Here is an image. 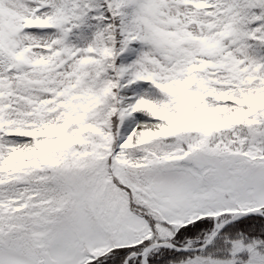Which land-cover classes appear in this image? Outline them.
<instances>
[{"label":"snow or ice","instance_id":"6c2138e0","mask_svg":"<svg viewBox=\"0 0 264 264\" xmlns=\"http://www.w3.org/2000/svg\"><path fill=\"white\" fill-rule=\"evenodd\" d=\"M0 264H264V0H0Z\"/></svg>","mask_w":264,"mask_h":264}]
</instances>
